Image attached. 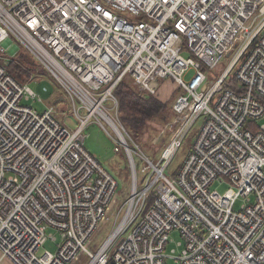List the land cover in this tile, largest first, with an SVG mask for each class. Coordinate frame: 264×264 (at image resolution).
<instances>
[{
  "label": "built area",
  "instance_id": "obj_1",
  "mask_svg": "<svg viewBox=\"0 0 264 264\" xmlns=\"http://www.w3.org/2000/svg\"><path fill=\"white\" fill-rule=\"evenodd\" d=\"M20 53L53 78L74 131L55 107L27 105L35 93L1 62ZM168 79L181 90L178 128L156 160L129 136L114 91L128 80L153 96ZM261 120L264 0H0V264H72L80 253L87 264H264ZM199 121L181 166L166 174ZM91 122L133 175L95 252L87 245L118 182L84 147ZM217 180L230 184L224 194L210 189ZM239 197L246 204L235 211ZM174 232L179 249L165 253ZM47 239L56 251L38 257Z\"/></svg>",
  "mask_w": 264,
  "mask_h": 264
},
{
  "label": "rangeland",
  "instance_id": "obj_2",
  "mask_svg": "<svg viewBox=\"0 0 264 264\" xmlns=\"http://www.w3.org/2000/svg\"><path fill=\"white\" fill-rule=\"evenodd\" d=\"M20 55L21 54H18L16 57H11V55H8L6 56V59L1 62L3 64H6L8 61H12ZM181 55L184 58L188 56L186 51H182ZM34 66L36 68L33 70V72H31V74L25 77V81L22 82V84L24 85H29L36 95V99L31 100L29 103H27V105L39 112H42L49 107H55L57 112L55 114L56 119L66 128H68V130L74 131L78 126V122L75 116L72 114L68 103H66L65 101L55 103L54 94L56 85L53 78L49 73L43 71L35 64ZM189 76L190 75H188V77ZM131 85L133 84L131 83ZM136 91L139 92L137 89ZM179 94H181L179 87L171 79L161 80L158 83L156 93L152 97L165 105L166 114L165 116H160L156 120L148 122L147 127L142 131L141 136L137 140V144L143 155L157 160L160 153L170 142L173 133L178 127L177 124L173 123L175 118L173 119L171 117L169 109L174 103L176 96ZM38 98L41 99V102L38 101ZM63 110H65V114H63ZM81 114L84 115V111H81ZM262 123H264V120L259 121V124ZM199 126L200 121L197 122L196 125L189 131L186 138L184 139L182 147L170 164L168 171H166V174H174L177 172L184 158L190 151L191 145L198 133ZM84 134L86 136L84 147L87 152L118 182L117 192L106 209V215L100 222L98 228L92 235L87 245L88 249H90L92 252H95L111 232L118 211L127 202L131 187V173L130 170L128 172L129 168L127 169L128 166L126 167V164L122 158V154L114 152L115 143L109 138L107 133L97 123H89L84 129ZM134 161L138 172V188L141 189L144 186L142 184L143 174L141 173V169L143 168L144 163L142 159H140L137 155L134 156ZM229 188L230 184L226 180H223L222 183L217 180L210 186L211 190L217 191L220 194H224ZM245 204V199L239 197L234 202V210L239 211L245 206ZM138 222L139 219L136 221L132 228H134ZM170 239L175 242H171L168 245L165 253H170L171 250L179 249L176 245V242H178L179 240L178 234L175 232L172 233L170 235ZM46 251L51 253H55L56 251V245L50 239H47L45 244L38 250L37 256L41 257ZM87 263L88 259L83 253H80L76 261L72 264ZM2 264L10 263L5 260Z\"/></svg>",
  "mask_w": 264,
  "mask_h": 264
},
{
  "label": "trees",
  "instance_id": "obj_3",
  "mask_svg": "<svg viewBox=\"0 0 264 264\" xmlns=\"http://www.w3.org/2000/svg\"><path fill=\"white\" fill-rule=\"evenodd\" d=\"M22 55L23 54L10 61L8 65H6L7 72L21 84L23 81H25V77L31 74V72H33V70L36 68L34 66L35 63L28 56ZM227 85L233 90L236 88V83L233 78L228 82ZM132 86L133 85H131L130 81L123 80L115 89L114 95L118 102L119 118L125 126L131 139L137 144V140L141 136L142 131L147 127V123L156 120L160 116H165L166 107L152 96L148 95L142 97V95L136 91L135 87ZM56 87L58 86L56 85ZM56 87L54 94L55 103L60 97H62L59 88ZM169 113L173 119L176 117L172 110V106L169 109ZM122 158L127 167L128 164L123 154Z\"/></svg>",
  "mask_w": 264,
  "mask_h": 264
},
{
  "label": "water",
  "instance_id": "obj_4",
  "mask_svg": "<svg viewBox=\"0 0 264 264\" xmlns=\"http://www.w3.org/2000/svg\"><path fill=\"white\" fill-rule=\"evenodd\" d=\"M229 56V54L227 55V57ZM65 101V98L64 97H60L57 101V102H64ZM131 173V172H130ZM132 175V174H131ZM133 176V175H132Z\"/></svg>",
  "mask_w": 264,
  "mask_h": 264
}]
</instances>
